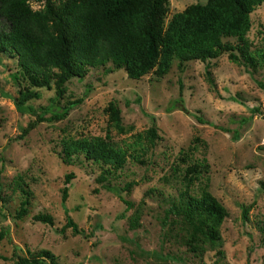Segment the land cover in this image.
Returning <instances> with one entry per match:
<instances>
[{
	"label": "rangeland",
	"instance_id": "obj_1",
	"mask_svg": "<svg viewBox=\"0 0 264 264\" xmlns=\"http://www.w3.org/2000/svg\"><path fill=\"white\" fill-rule=\"evenodd\" d=\"M197 1L205 0H168L164 25ZM250 22L241 37H222L235 45L238 60L225 50L179 68L174 58L163 76L151 70L135 79L123 67L108 71L107 62L67 80L63 96L53 82L32 85L16 57L0 52V204L9 227L0 240V264H18L15 254L42 249L53 253L55 264H264V1L250 12ZM24 86L38 93L25 102L33 111L18 110L12 99ZM80 96L63 118L41 120L18 137L36 113L48 118ZM109 103L118 106L124 131L112 123ZM252 106L258 110L248 118ZM152 125L158 137L143 161L130 154L120 166L83 153L63 159V138L100 135L126 145ZM196 160L208 163V189L227 210L212 243L191 239L183 216L168 209L179 202L183 168ZM68 171L74 177L65 203L82 230L77 234L64 225L61 187ZM200 184L189 191L199 193ZM25 199L26 213L17 216ZM38 212L51 214L52 223L35 220Z\"/></svg>",
	"mask_w": 264,
	"mask_h": 264
},
{
	"label": "trees",
	"instance_id": "obj_2",
	"mask_svg": "<svg viewBox=\"0 0 264 264\" xmlns=\"http://www.w3.org/2000/svg\"><path fill=\"white\" fill-rule=\"evenodd\" d=\"M33 1L41 5L34 8ZM263 1L192 2L173 12L164 25L168 0H0V52H11L16 57L20 71L32 85L50 88L53 82L56 95L63 96L67 80L83 76L89 66L107 62L112 63L107 66L108 71L123 67L127 76L135 79L151 70L156 76H163L174 58L178 59L179 68L185 60H203L225 50H229L228 57L238 60L239 56L232 51L235 45L223 41L222 37L236 33L241 37L250 27V12ZM237 47L253 63V56L245 46ZM37 94L36 90L24 86L12 99L18 110L33 111L25 102ZM82 100L83 96L69 98L59 109H52L48 118L36 113L18 137L41 120L63 118ZM106 109L112 123L124 131L118 106L109 103ZM257 110V106H252L248 118ZM248 118L243 116L242 121ZM157 137L154 125L135 132L126 145H118L100 135L66 137L62 140L63 159L68 162L73 154L83 153L86 158L120 166L130 154L143 161L141 155L154 145ZM186 156L187 152L179 155L183 161ZM207 170V162L196 160L186 164L179 202H173L168 209L183 216L191 239L212 243L218 238V228L227 210L208 189ZM73 177V171L64 174L61 201L66 213L64 225L77 234L82 230L65 203L68 183ZM196 181L201 183L199 193H191L189 189ZM26 203V199L21 201L17 216L26 213ZM5 216L0 204V240L9 234V227L2 223ZM33 218L52 223L51 214L46 212H38ZM15 256L18 264H55L54 255L48 249L33 256L19 253Z\"/></svg>",
	"mask_w": 264,
	"mask_h": 264
}]
</instances>
